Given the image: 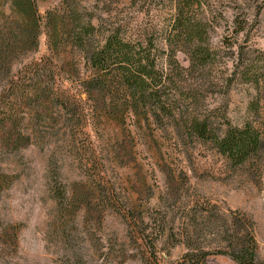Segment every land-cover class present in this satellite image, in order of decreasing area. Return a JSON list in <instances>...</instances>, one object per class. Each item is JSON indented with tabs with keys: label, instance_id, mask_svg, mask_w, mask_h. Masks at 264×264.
Returning a JSON list of instances; mask_svg holds the SVG:
<instances>
[{
	"label": "trees",
	"instance_id": "1",
	"mask_svg": "<svg viewBox=\"0 0 264 264\" xmlns=\"http://www.w3.org/2000/svg\"><path fill=\"white\" fill-rule=\"evenodd\" d=\"M172 4L173 13L165 26L136 28L96 21L81 0H62L60 7L45 16L38 0H0V157L33 143H49V191L58 208L63 237L73 236L74 224L69 221L81 212L99 224L109 209H115L132 227L130 239L149 250L145 264H161L157 248L164 233H147L150 224L145 221L143 205L125 204L103 174V159L87 160V172H94L89 181L67 184L57 155L59 140L63 148H69L70 156L77 155L81 161L86 152L96 150L85 143L78 145L90 124L103 131L118 126L122 134L114 143L110 139L100 152L113 164L134 165L140 171L137 137L142 132L135 133L126 125L141 130L145 125L151 132L172 128L181 139L210 143L231 168L245 169L253 179L261 177L264 166V126L251 117L235 124L225 104L213 109L206 104V92L226 85L227 94L235 80L262 87L264 58L250 60L241 53L232 73L216 71L220 55L211 42L212 13L203 0H173ZM235 21L238 33L246 29V18ZM44 32L51 54L28 60L38 50ZM178 52L188 57V67L179 62ZM56 58L77 91L59 82L60 73L53 67ZM248 110L258 112L257 98ZM14 178L0 166V192ZM170 189L177 194L181 187L171 179ZM231 213L220 222L221 246H203L191 232L183 240L173 235V246L184 241L188 247L176 264H210L208 258L214 254L226 255L237 264H264L258 257L256 221L243 213ZM139 224L144 229H138Z\"/></svg>",
	"mask_w": 264,
	"mask_h": 264
},
{
	"label": "rangeland",
	"instance_id": "2",
	"mask_svg": "<svg viewBox=\"0 0 264 264\" xmlns=\"http://www.w3.org/2000/svg\"><path fill=\"white\" fill-rule=\"evenodd\" d=\"M81 1L96 15V21L128 23L136 28L165 26L173 13V0ZM203 1L213 17L211 42L220 55L216 71L221 69L225 75L232 73L241 53L250 60L264 58V0ZM61 3L62 0H38V7L45 16ZM237 18L247 19L246 29L240 33ZM50 54L44 32L38 50L27 59ZM177 57L183 66H189L183 52H178ZM53 67L60 73L61 84L78 90L63 71L61 60L54 59ZM229 88L227 94L226 85L210 88L206 92L207 106L213 109L225 104L233 123L240 124L251 117L264 126V84L257 89L239 79ZM256 98L259 110L252 114L248 109ZM126 126L135 133L142 132L143 137H137L140 171L134 165L113 164L100 152L110 139L114 143L122 134L120 127L112 125L103 131L90 124L88 134L80 136L78 145L83 147L85 143L89 149L94 146L96 150L86 152L81 161L77 155L70 156L69 148H63L61 140L58 142L57 155L64 166V181L67 184L89 181L94 172H87V160L90 158L93 163L103 159L106 162L103 174L115 185L125 204L143 205L145 221L150 224L147 233H164L157 248L161 264H176L188 250L184 241L173 246V235L183 240L182 237L191 232L203 246H221L220 222L233 215L231 212L249 215L256 221L258 257L264 262V166L261 177L253 179L245 169L231 168L210 143L181 139L172 128H156L151 132L145 125L142 130L133 124ZM51 151L49 143H33L18 153L0 157L3 171L15 176L13 183L0 192V264H145L149 250L130 239L132 227L115 209H109L99 224L89 221L85 211L81 212L75 221H69L70 225H75L71 228L73 236L68 240L63 237L58 208L49 191ZM171 179L181 187L177 194L170 189ZM139 225L138 229H144L145 225ZM208 262L237 264L223 254L209 256Z\"/></svg>",
	"mask_w": 264,
	"mask_h": 264
}]
</instances>
